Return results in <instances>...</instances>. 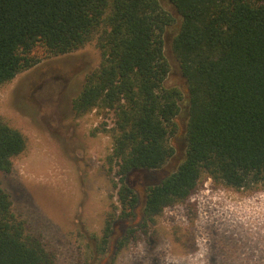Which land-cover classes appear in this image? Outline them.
<instances>
[{"label":"trees","instance_id":"obj_1","mask_svg":"<svg viewBox=\"0 0 264 264\" xmlns=\"http://www.w3.org/2000/svg\"><path fill=\"white\" fill-rule=\"evenodd\" d=\"M180 17L172 41L187 90L186 152L172 173L146 188L137 230L186 201L203 178L233 190L264 184V0H164ZM173 23L159 0H0V85L38 63L32 51L62 56L95 41L100 63L85 77L72 111L111 113L109 164L117 168L119 218L139 200L126 179L161 169L173 156L181 94L166 88L163 34ZM25 139L0 118V171ZM110 219L99 243L111 234ZM126 229L117 249L135 239ZM0 264H56L0 189Z\"/></svg>","mask_w":264,"mask_h":264},{"label":"rangeland","instance_id":"obj_2","mask_svg":"<svg viewBox=\"0 0 264 264\" xmlns=\"http://www.w3.org/2000/svg\"><path fill=\"white\" fill-rule=\"evenodd\" d=\"M159 1L173 18L163 34L164 86L179 90L180 110L169 141L172 158L159 170L134 171L126 179L139 200L135 216L118 217L117 168L108 162L112 114L94 110L77 117L72 111L85 77L100 63L95 41L57 57L36 47L38 63L0 85V118L25 139L11 170L0 171V189L56 264H264V184L233 190L203 178L186 201L147 226L148 234L137 230L146 188L175 171L187 147L188 90L172 53L180 17ZM113 212L118 218L101 250ZM126 229L137 230L135 239L117 249Z\"/></svg>","mask_w":264,"mask_h":264}]
</instances>
